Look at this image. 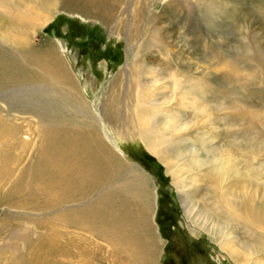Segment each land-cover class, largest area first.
Segmentation results:
<instances>
[{
    "label": "bare ground",
    "instance_id": "obj_1",
    "mask_svg": "<svg viewBox=\"0 0 264 264\" xmlns=\"http://www.w3.org/2000/svg\"><path fill=\"white\" fill-rule=\"evenodd\" d=\"M75 2L81 3L79 11L102 18L113 32L120 29V16L132 11L128 15V34L145 31L143 14L148 0ZM184 3L200 7L202 0ZM58 4L61 0L39 4L42 11L37 12L38 17L42 14L44 21L24 20V23L18 21L19 16L0 14V53L5 45L17 53L29 54L27 37L43 29L45 25H42L50 21ZM6 30L13 31V38L6 35ZM154 30L148 47L151 43L168 53L155 39ZM127 45L126 53L130 56L132 46ZM55 51L44 49L26 60L34 75L0 59V73H8L6 78L11 83L26 80L25 85L30 87L53 90L71 106L72 113L67 119L54 122L46 111L20 112L39 118L38 125L32 129L39 140L35 151L32 149L34 160L28 165L24 161L30 150L29 134L24 131L26 135L19 136L22 128L10 122L11 113L0 114V202L7 203L6 215L0 219V264H157L155 257L162 240L153 224L155 197L153 200L142 167L128 162L123 152L116 150V135L123 140L137 137L148 151L160 157L172 175V185L194 230L200 229L211 240H217L237 264H264V158L259 165L254 161L250 123L244 128L237 127V122L243 120L240 112L250 114L252 104L236 98L237 106L221 118H207L204 122L196 116L184 121L190 115L186 110L176 113L175 106H170L174 110L166 107L175 96L165 94L162 103L159 102L155 88L151 87L157 81L148 83L142 68L143 78L134 80L127 63L123 68L126 84L122 93L123 103L128 107L126 112H120L119 94L113 90L103 102V116L95 117L86 110L87 101ZM235 69L237 66H230V75L236 73ZM255 71L264 74V61L258 62ZM132 81L134 102L129 101ZM197 84L194 89L202 91V83ZM5 92L0 91V101L11 107L10 101L16 97ZM189 94L187 91L183 98L174 101L176 105L183 108L192 105L201 114L206 113L198 106L201 94ZM190 97L194 103L184 104ZM10 110L1 107L0 113ZM221 120L226 126L225 133L216 131ZM202 122H209L211 131L203 137L195 133L194 139L185 136L190 125L199 129ZM16 141L21 143V151H14ZM257 141L262 147L259 156L264 157V137ZM240 230L248 236L246 240L239 237Z\"/></svg>",
    "mask_w": 264,
    "mask_h": 264
},
{
    "label": "rangeland",
    "instance_id": "obj_2",
    "mask_svg": "<svg viewBox=\"0 0 264 264\" xmlns=\"http://www.w3.org/2000/svg\"><path fill=\"white\" fill-rule=\"evenodd\" d=\"M42 1L47 0H0V14L6 17L19 16V22L44 21L41 19L42 14L38 17V13L42 11L39 7ZM185 1L193 0L171 2L148 0L143 14L146 32L128 34V15L132 11L128 10L120 16L122 17L120 29L117 28L116 32H113L102 18L85 15L79 11L81 7L78 5L81 3L75 0L73 2L61 0V4L53 10L52 15H54L50 21L42 25H45L43 29L27 37L31 50L29 54L17 53L11 47L4 45L0 59L3 58L9 65L14 64L19 67V70L34 75V70L26 60L29 61L31 57L37 56L44 49L56 50L55 52L59 54L70 71L81 97L85 102L87 101L86 110L95 117L103 116V102L113 90L119 94L117 102L122 109L120 112L123 113L128 108L126 103H123L124 95L122 94L126 84V73L123 68L127 63L129 65L126 68L131 72L134 80L143 78L142 68L148 83L157 81L151 87L155 88L154 92L159 97V102L162 103L165 94L166 97L175 96L172 99L173 103L172 101L167 103L166 107L169 106L172 110L175 108L176 113L186 110L190 115L189 119L184 121H190L196 116L202 117L204 122H207V118H221L237 106L236 98L237 101L240 100L239 102H250L252 104L250 114L240 112L243 113V120L240 119L237 122V127L244 128L247 123H250L248 129L253 138L252 145L256 153L254 161L259 165L260 160L264 158L259 156L262 147L258 146L257 141L264 137V74L255 71V66L258 62L264 61V0H202L200 7L186 4ZM181 2L183 4H180ZM153 29L157 31L155 39L168 53L151 43L148 47V39ZM5 32L10 39L13 38L11 37L14 35L13 31ZM127 44L132 46L133 54L130 56L126 53ZM230 66L233 68L237 66L236 73L230 75ZM35 67L39 68L37 65ZM7 76L9 77L8 73H0V91L11 92V95L16 98L10 101L11 107L0 101V108L12 109L0 114L11 113L10 122L14 121L22 128L19 136L24 137L26 135L24 131L29 134L27 135L30 139L28 148L31 151L27 150L28 156L24 161V164L28 165L34 160V151L39 140L32 131L33 125L35 127L38 125L39 118L30 113L20 112L46 111L54 122H58L72 115L69 112L71 106L53 90L40 86L45 89L43 90L37 85L30 87L25 85L28 83L26 80L23 81L24 83L22 81L17 84L11 83ZM151 76H154L153 79ZM197 82L202 83L200 92L197 88L194 89ZM133 84L132 81V89L130 88L129 92V96L130 94L132 96L129 97L130 102H134L135 99ZM187 91L191 94L195 92L199 96L201 94L198 106H202V112L206 113L201 114L198 109H193L192 105L184 108L176 105V100L181 99ZM231 96H234V99ZM188 102H192L191 97L189 101H184V104L187 105ZM238 108L243 110L242 106ZM127 114H129L128 111ZM220 123L216 131L225 133L226 126L222 120ZM211 129L209 122L204 124L202 122V127L199 129L191 128L190 125L185 131V136L194 139L196 134H202L203 137ZM114 141L118 145L116 150L120 153L122 151L128 162L137 163L142 167V173L149 180L153 200L155 197L154 210L156 211L153 224L156 235L162 240L158 250L159 255L155 257V259L158 257L157 264H237L221 249L217 240H211L204 231L194 230L191 226L190 220L184 214L177 190L172 185V175L168 173L160 157L148 151L137 137H127L123 140L116 135ZM254 141L257 142L254 143ZM16 142H14V151H21L23 149L21 143ZM6 205L7 203L0 202V219H4L6 215L4 209ZM239 234L243 240L248 238L243 230H240Z\"/></svg>",
    "mask_w": 264,
    "mask_h": 264
}]
</instances>
